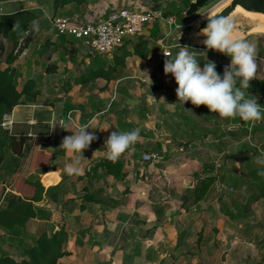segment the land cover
I'll list each match as a JSON object with an SVG mask.
<instances>
[{
  "label": "crops",
  "instance_id": "obj_1",
  "mask_svg": "<svg viewBox=\"0 0 264 264\" xmlns=\"http://www.w3.org/2000/svg\"><path fill=\"white\" fill-rule=\"evenodd\" d=\"M183 2L186 0H0V18L17 14L20 19L27 18L25 31L29 30L32 21L39 23L38 31L21 35L15 46L10 37L0 35V56L3 58L0 69L8 67L4 58L11 52V61L14 60L11 74L16 89L27 91L21 97L23 102L10 111L14 121L12 126L0 129V209L5 208L4 197L19 195L13 191L11 181L13 174L22 167L31 141L37 139L38 150L50 156L47 166L32 171L26 177L32 182L39 181L43 186L39 200L32 202L36 207L35 216L11 228L0 227V259L25 258V251L34 245L41 233L49 235L61 229L66 232L67 221L75 216L80 220L86 217L95 221L98 219L103 226L104 223L109 224L112 235L119 224H125V228L128 226L121 231L126 232V241L140 245L133 252L125 247L123 252L134 255L133 261L126 264H264V196L260 195L264 192L257 193L259 199H244L241 196L219 201L210 197L213 194L210 186L205 197L190 206L185 204V199H173L170 192L165 199L158 201L160 206H153V209L151 200L146 198L148 210L140 212L138 201L142 200L137 195L139 181L135 182L130 175V157L123 159V154L120 157L128 172L124 180L106 178L103 171L95 167L100 159L107 157L105 140L112 131L119 130L116 110L111 109L117 95L113 92V84L105 80V67H91L89 54L73 53L71 50L77 45L56 36L48 22L55 16L72 14L94 22L111 10L123 7L160 11L163 19L147 25L139 37L149 45L153 42L162 47L168 35L166 28L172 30L173 26L167 24L166 19L175 17L178 26L175 15L181 10ZM154 29L156 33H153ZM170 45L176 47L177 44H167L165 48ZM53 118L64 121L74 131L81 125L95 128L88 129L95 132L98 139L83 152L82 174L68 175L65 172V164L71 163L75 156L61 150L60 145L65 136L73 133L59 125L55 130L49 129ZM108 127L107 131L99 130ZM11 138L16 141L26 138L20 154L16 146L13 149L9 146ZM131 151H128L129 155ZM97 182L100 183L99 188L96 187ZM215 187L220 191L217 185ZM230 189L235 190L233 186ZM94 192H105L106 195L99 198ZM250 204L252 210L243 208ZM159 207L164 208L162 213L157 212V209L161 211ZM121 212H130L135 217L137 213L144 216L147 228L140 229L130 221L133 218L130 216L123 223L126 220L118 217ZM121 232L114 233L118 237ZM253 237L259 242L253 243L255 241L252 240V248L245 240ZM185 238L189 239L193 248L187 252L180 251L182 246H178L175 252L173 241L176 244ZM70 252L68 257H73L74 250ZM177 255L173 261L172 257ZM116 263L112 261V264Z\"/></svg>",
  "mask_w": 264,
  "mask_h": 264
},
{
  "label": "rangeland",
  "instance_id": "obj_2",
  "mask_svg": "<svg viewBox=\"0 0 264 264\" xmlns=\"http://www.w3.org/2000/svg\"><path fill=\"white\" fill-rule=\"evenodd\" d=\"M190 1L192 0L183 2L181 10L175 15L178 26L173 25L172 30L166 28L168 35L162 47L165 48L167 44H177L171 50V55L174 56L180 50L179 44L187 45L197 51L200 66L205 64L206 60L214 61L223 67L230 65V57L206 49L203 43L192 41L189 35L194 22L222 0H209L196 13L186 16L185 11ZM242 39L250 40L256 45L260 72L258 79L254 80H264V34H250ZM151 43L152 45H149V42L142 40L141 37L134 38L131 43L116 49L110 58L104 54L89 53L79 46L71 50L73 53L89 54L91 67L96 65L105 67V80L108 84H113V92L117 95V100L112 104L111 109L116 110L119 131L140 129V141L134 145L130 155L127 151L122 156L123 159L130 157V175L135 182L139 181L137 185L140 188L137 195L141 196L142 201L137 200L138 204H141L138 210L147 211L145 201L149 199L152 209L158 207L160 204L158 201L165 199L170 192L173 199L175 197L185 199V204L190 206L193 202H197L196 190L208 177L214 178V186L210 185L213 189L210 197L213 199L223 201L241 196L244 199L252 197L259 199L257 193L264 192V174H261L264 173V164L258 161V158H264V121L223 119L218 114L211 113L206 106L196 107L191 102L184 105L178 103L175 91L178 85L171 74L164 73L166 58L161 54L164 48ZM1 59L3 58L0 56V63ZM13 61L10 58L7 67L9 70ZM144 72L148 73L151 81ZM247 91L257 98L261 106H264V89L257 90L250 84ZM162 97L164 100L161 99ZM21 102L23 101L20 98L19 103ZM3 132L5 133L4 130ZM147 153H157L158 157L144 162L142 156ZM96 185L100 187V183ZM232 186L235 190L230 189ZM224 189H228L229 192ZM95 195L103 198L106 193L98 192ZM144 195L147 197L143 198ZM260 195L262 197L264 193ZM71 199L73 200V197ZM123 199L128 198L123 197ZM243 208L252 210V205H245ZM128 216L133 217L130 221L140 229L147 228L148 223H145L144 216L138 213L136 217L130 212L118 214L119 218L126 220L123 223L127 222ZM74 217L67 221L66 232L61 229L65 238L62 250L68 255H65L66 258L63 256L59 258L56 264H112L114 260L116 264H126L133 261L134 255H128L123 251L126 247L133 252L140 244H130L126 241L127 234L121 231L128 228L127 225L125 228V224H119L118 230L115 229L114 232L122 234L117 237L108 229L111 228L109 224L104 223L103 226L98 219L95 221L86 217L80 220ZM252 240L255 241L253 243L259 242L254 237L246 238L245 241L253 248ZM174 241L175 252L178 246L183 247V249L180 247V251L187 252L193 248L188 238L180 239V243L176 242V244ZM73 250L75 255L68 257ZM176 257L178 255L172 257V260L175 261ZM150 260L155 261L152 258Z\"/></svg>",
  "mask_w": 264,
  "mask_h": 264
},
{
  "label": "clouds",
  "instance_id": "obj_3",
  "mask_svg": "<svg viewBox=\"0 0 264 264\" xmlns=\"http://www.w3.org/2000/svg\"><path fill=\"white\" fill-rule=\"evenodd\" d=\"M204 16L207 19V25L197 35L206 37L202 41L206 49L227 55L230 57L231 63L224 67L221 76L216 71L217 66L214 61L206 60L203 68H201L196 55L197 51L187 45L181 46L179 44L180 50L174 56L163 52L166 57L164 73L165 75L171 74L178 85L175 90L178 103L184 105L191 102L196 107L206 106L211 113L218 114L223 119L240 118L245 122L264 121V106H261L257 98L247 91L250 88V81L258 79L260 72L256 45L250 40L234 36L236 23L230 16L213 14H205ZM17 28H19L18 23L14 25L13 30ZM38 30V21H32L29 30L23 31L22 36H27L29 31ZM144 73L150 80L148 73ZM152 99L155 100L153 96ZM57 125L65 131L73 133L65 136L60 145L61 150L75 156L71 163L65 164V172L68 175L82 174L83 169L80 165L85 160L83 152L98 139L95 132H90L88 129L95 128L81 125L74 131L64 121H57L53 118L49 129L55 130ZM108 129L109 127L99 130L107 131ZM140 139L139 128L129 131H112L104 142L107 158L111 161H117L122 154L133 150L134 145ZM151 158L152 156L147 154L144 156L145 160ZM258 161L264 164V158H258Z\"/></svg>",
  "mask_w": 264,
  "mask_h": 264
},
{
  "label": "trees",
  "instance_id": "obj_4",
  "mask_svg": "<svg viewBox=\"0 0 264 264\" xmlns=\"http://www.w3.org/2000/svg\"><path fill=\"white\" fill-rule=\"evenodd\" d=\"M18 17L19 15L17 14L0 18V35L6 38L10 37L13 46L16 45L17 39L26 29L27 18L20 19ZM16 23L19 24V28L13 30ZM10 53L4 58L7 63L10 61ZM203 66L204 64H201V68H203ZM216 66V71L222 76L224 67L219 64H216ZM250 84L257 90L264 89V80H252ZM26 93V90L18 91L16 89L11 70L8 68L4 70L0 69V119L4 113H9ZM25 140L26 138H20L16 141L11 138L9 139V146L12 149L16 146L20 154ZM37 144V139L31 141L22 167L18 172L13 174L11 186L13 191L17 192L19 195L9 194L3 198V206H5V208L0 209V227L11 228L17 224H23L28 219L35 216L34 209H36V207H34L32 202H37L39 200L43 192V186L39 181L32 182L26 179V177L32 171L47 166L50 161V156L38 150ZM95 167L100 168L104 176L111 180H124L128 176V172L121 158L117 161H111L107 157L102 158L95 164ZM213 182L214 178L209 177L203 181L202 186L196 190L198 194L197 200H200ZM159 208L161 211L157 209V212L162 213L164 208ZM64 242L65 238L62 230L49 235L43 232L35 240L34 245L25 251V258L15 262L9 257H3L0 259V264H56L59 258L68 255L67 252L62 250Z\"/></svg>",
  "mask_w": 264,
  "mask_h": 264
},
{
  "label": "built area",
  "instance_id": "obj_5",
  "mask_svg": "<svg viewBox=\"0 0 264 264\" xmlns=\"http://www.w3.org/2000/svg\"><path fill=\"white\" fill-rule=\"evenodd\" d=\"M161 19L163 16L160 11H141L123 7L111 10L94 22L86 21L79 14L55 16L48 22L56 36L76 44L89 53L111 56L126 41L142 36L147 25ZM166 22L169 25H175V17L169 16ZM173 47L174 45H170L163 52L172 54L171 48ZM163 52L162 56L165 57ZM13 122V114L8 113L3 116L0 126L3 129H9ZM145 155L142 156L144 162L155 160L158 157L157 153H147L152 158L145 160Z\"/></svg>",
  "mask_w": 264,
  "mask_h": 264
},
{
  "label": "water",
  "instance_id": "obj_6",
  "mask_svg": "<svg viewBox=\"0 0 264 264\" xmlns=\"http://www.w3.org/2000/svg\"><path fill=\"white\" fill-rule=\"evenodd\" d=\"M209 0H192L190 1L185 15L190 16L196 13L199 9H201ZM241 9L245 13L249 14H258L264 15V0H228L225 4L221 5L219 8L212 10L209 13L205 14H213V15H224L230 16L234 19L236 23V29L234 34H239L242 37L252 34V27L257 24L256 21H253L241 14L236 13L237 9ZM204 14V15H205ZM199 18L192 25L191 30L189 31L190 39L195 41L196 43L202 42L206 39L203 35H197L201 29L206 27L207 19L205 16Z\"/></svg>",
  "mask_w": 264,
  "mask_h": 264
},
{
  "label": "bare ground",
  "instance_id": "obj_7",
  "mask_svg": "<svg viewBox=\"0 0 264 264\" xmlns=\"http://www.w3.org/2000/svg\"><path fill=\"white\" fill-rule=\"evenodd\" d=\"M227 1L228 0L220 1L215 7L210 9L207 13L211 12L212 10L219 8L221 5L225 4ZM236 13L241 14V15L257 22V24L252 27V32H251L252 34H257V33L264 34V15L245 13L239 8L236 10ZM234 36H239L241 38V35H239V34H234ZM199 43H202V42H199Z\"/></svg>",
  "mask_w": 264,
  "mask_h": 264
}]
</instances>
